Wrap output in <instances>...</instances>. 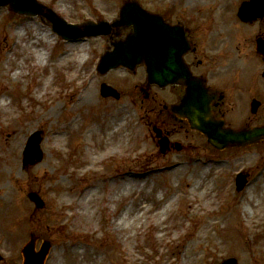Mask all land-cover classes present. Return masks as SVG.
<instances>
[{"label": "rangeland", "instance_id": "1", "mask_svg": "<svg viewBox=\"0 0 264 264\" xmlns=\"http://www.w3.org/2000/svg\"><path fill=\"white\" fill-rule=\"evenodd\" d=\"M38 1L68 23L81 25L88 21L114 22L127 0ZM136 1L153 13H165L171 20L190 18L200 31L211 27L217 36L222 29L224 33L236 29L234 12L238 14L240 6L250 0ZM27 19L51 35L50 44L43 48L47 60L41 64L33 51L25 50L28 35L20 39L13 35ZM52 25L47 17L20 15L9 6H0V103L3 98L11 99L12 109L6 115L0 111V196L5 195L3 187L12 190L6 194L7 201L0 198V204L9 202L6 208L10 209L0 215V244L12 237L14 230L25 227L20 241L17 238L6 251L0 248V264H23L21 251L31 236L35 237L36 251L49 242L51 255L59 264H220L231 258L237 259L238 264H264V142L225 151L213 148L186 122L159 117L156 88L149 100H143L140 87L146 82L144 68H138L135 74L124 69L105 76L98 73L99 60L113 38L67 42L54 32ZM115 32L113 28L111 36ZM123 33L120 31L121 37ZM14 41L18 43L15 45ZM68 52L72 58L58 63ZM22 65L24 70L18 76L17 68ZM48 79L52 82L47 92L40 95ZM102 83L117 88L121 99L102 97ZM77 97L85 103L71 106L69 102ZM52 108L56 109L54 113L49 112ZM104 116L116 120L113 129L120 130L117 136L121 140L109 159L86 172L84 154L103 151L104 141L98 132H105ZM74 120L78 122L72 124V129L62 128ZM91 123L98 136L87 138ZM154 126L163 128L170 140L183 145V150L161 154ZM20 128L24 130L19 135L18 152L13 149L17 138L9 144L7 138L12 130ZM57 129L68 132L66 147L49 145L50 132ZM5 130L6 134L1 135ZM38 132L43 157L24 167V151ZM10 159H15L16 166L9 163ZM239 173L251 176L244 193L236 191ZM126 180L135 182L137 188H145L151 206L150 212L130 213L129 221L137 215H142V221H135L129 230L116 228L115 221L127 218L122 210L126 205L136 206L138 191L125 194L108 207L110 185L103 183ZM201 181V187L193 190ZM99 182L102 187L89 202L90 214L77 220L73 215L75 198L61 200V194L86 192ZM205 187L208 190L203 194ZM30 193L39 196L43 207L36 206ZM170 200L173 204L163 224L156 226L153 213ZM161 234L163 237H159ZM75 244L85 250L78 256L70 252Z\"/></svg>", "mask_w": 264, "mask_h": 264}, {"label": "water", "instance_id": "2", "mask_svg": "<svg viewBox=\"0 0 264 264\" xmlns=\"http://www.w3.org/2000/svg\"><path fill=\"white\" fill-rule=\"evenodd\" d=\"M11 6V9L22 15L37 16L49 13L47 16L54 24V30L67 40H81L85 37L108 35L113 26H121L130 29L124 40L114 44V50L105 53L98 65V71L106 74L112 69L119 67L135 71L138 65H145L148 73V85L179 84L181 78L186 77L183 63V50L175 35L176 29H169L162 23L161 17L152 14L142 8L136 1L125 3L120 12V18L114 24L100 21L98 24L88 22L83 26L66 23L52 10L44 7L36 0H2L0 6ZM264 2L253 0L245 3L240 11L244 20L248 21L251 16L263 13ZM187 95L182 104L177 108V114L187 118L191 128L198 130L207 136L208 142L218 149L231 146H248L264 140V127L250 130L234 131L224 127V123L216 121L212 116L208 96L200 82L194 79L186 80ZM182 84V83H181ZM186 86V85H185ZM102 95L120 98L116 89L107 84L102 85ZM40 134L35 133L29 141L25 152L24 165L35 164L42 159L40 150ZM162 152L168 148L166 139L160 141ZM246 177L239 175L237 178V189L241 191L246 185ZM30 198L36 202L39 208L43 207L41 199L31 194ZM50 245L45 243L39 253L35 252V238L25 247L24 264H43ZM223 264H237L235 259L228 260Z\"/></svg>", "mask_w": 264, "mask_h": 264}, {"label": "flooded vegetation", "instance_id": "3", "mask_svg": "<svg viewBox=\"0 0 264 264\" xmlns=\"http://www.w3.org/2000/svg\"><path fill=\"white\" fill-rule=\"evenodd\" d=\"M162 15L168 23L179 26V40L188 43L189 51L184 60L194 77L190 80H201L208 88L214 117L235 129L263 126L264 11L249 21H243L234 12L232 19L236 29L226 33L222 29L217 36L211 27H207L209 31L198 30L190 18L171 20L165 13ZM157 93L159 117L186 122L171 112V107L185 94V88L180 85L159 87ZM145 97L150 98V94ZM159 130L161 137L170 140L163 128ZM173 143L169 152L177 150L178 146Z\"/></svg>", "mask_w": 264, "mask_h": 264}, {"label": "bare ground", "instance_id": "4", "mask_svg": "<svg viewBox=\"0 0 264 264\" xmlns=\"http://www.w3.org/2000/svg\"><path fill=\"white\" fill-rule=\"evenodd\" d=\"M27 34L28 35V43L25 45L26 47V51L31 53L30 51H33L37 60L38 64H41L42 62H45V60H47V56L45 57L44 52H43V48L46 45L50 44V37L51 35L49 34V32L44 29V28H38V27H34L32 26V21L31 20H26V22L22 23V26L19 27L17 30L13 31V35H17L19 37V39L22 37V35ZM18 43V41H14V44L16 45ZM76 45L74 44L72 47H75ZM84 47H81V50H83ZM76 50V48H75ZM16 52V50H15ZM78 52L74 53V57L77 63V60L79 58H77ZM44 56V57H43ZM72 58V54L70 52H68L66 55L62 56L61 59L58 61V63H62L64 61H67L69 59ZM12 59H10L11 61ZM24 65L22 66H18L17 68V75L21 76L22 75V71L24 70ZM74 73V76L76 75V71L73 70L72 71ZM52 82L51 79H48L45 83V86L43 87V89L40 91V95H43L45 93V91L47 92V88L49 87L50 83ZM82 101V103L80 105H83V103H85V100L77 97L76 100L72 99L69 104L72 106L75 104V102L77 103V105L79 104V102ZM0 111L2 114L6 115L10 112H12L11 109V99L8 100L7 98H3L1 100L0 103ZM56 111L55 108H52L49 110V112L54 113ZM112 117V116H111ZM115 119L110 118V119H106V117L104 116V120L102 122H104V127H105V132L102 134L100 132L99 135L100 137L103 139L104 143L102 145V152L99 154H95L94 152L90 153V152H86L84 154V159H83V165L85 166L84 168H86V172H90L92 167H95L97 165H101V162L105 161L106 159H109L113 153L115 152L114 150V146L121 140V138L119 137L120 134L117 128H114L115 125ZM78 120H74L71 124H66L64 126H62V128H69L72 129L73 127V123H77ZM24 128H20L19 130L14 129L12 130V135L10 138H7V144H9L10 142H12L15 138H17V141L15 143V145H13V149H15L16 151L19 152V148L21 147V142L19 139V135L23 132ZM96 128L93 127L92 123L88 126L87 128V134L85 135V137H89V136H98V133L96 132ZM6 134V130L1 134V135H5ZM119 135V136H117ZM50 136H51V140H52V144H49L51 147L55 146H61V147H66L67 146V141H68V132L65 129H57L54 130L52 132H50ZM9 140V142H8ZM17 152V153H18ZM15 154V157H17L18 154ZM20 155V154H19ZM9 163H11V165L16 166V161L15 159H10ZM205 171V170H204ZM208 172V170H207ZM206 174V172H205ZM205 174L203 173L201 178H204ZM128 181V180H126ZM116 182V183H112L109 181H105L103 182L106 185H110L107 188V197H106V201H107V206L109 207L112 204L116 203V200L122 199L124 197L125 194L128 193H133L135 191H138V195L136 197L137 199V203L135 207H132V205H126L124 207V209L122 211H125V215L127 218H119L117 221H115L116 223V228L118 229H124V230H129L131 228H134V224L135 221L136 222H140L142 215H137L134 217L133 221H129L128 218H130V213L132 211H137V212H143V213H147L150 212V205L148 203V199L146 195H148L147 191L145 190V188H137L136 187V183L135 182ZM202 185V181L201 184H197L193 190H196L198 188H200ZM102 187V183H95L92 186H89V189H87V191H83L81 193H77V194H72L70 195L69 193H64L61 194V200H64L66 198H75V203H76V207H75V213L73 215L76 214V219L77 220H81L84 219V216L87 214H90V208H89V202L92 200V197L95 196L98 192L99 189ZM4 189V193L5 195L0 196V198H2L3 200L8 199L9 194L8 192H12L11 189H7L6 187H3ZM208 190V187H205L203 189V194L206 193ZM83 193V194H82ZM81 194L83 196H81ZM129 195V194H128ZM3 201L1 203H4V206H2V204H0V215L4 214L6 211L7 213L10 211L9 208L7 207V204H9V202ZM207 203H211L207 202ZM173 201L170 200L167 204L160 206L157 208V210L155 211V213H153L152 217L153 220L156 224V226L161 227V225L163 224V220L164 217L166 216L167 212L169 211L170 207L172 206ZM247 209H250V207H246ZM109 211L111 212V209H109ZM25 234V227L24 228H19L14 230V233L12 235V237H14V239L12 240V237L10 236L9 238L7 237V239H4L3 242H1L0 244V248L3 251L8 250L13 241H15L17 238H19V241L21 239L22 236H24ZM18 236V237H17ZM159 237H163V235H159ZM83 251L85 250H81L79 248L78 244L72 245L70 247V252L74 253L76 256L79 255V253H83ZM99 259V258H98ZM50 263L49 264H59L60 261L58 260L57 262L55 261V258H53L52 256L50 257ZM99 262V261H97Z\"/></svg>", "mask_w": 264, "mask_h": 264}]
</instances>
